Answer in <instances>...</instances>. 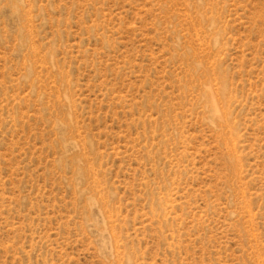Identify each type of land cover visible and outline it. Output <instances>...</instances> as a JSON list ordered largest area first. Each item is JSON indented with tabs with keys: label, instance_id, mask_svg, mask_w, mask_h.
<instances>
[{
	"label": "rangeland",
	"instance_id": "1",
	"mask_svg": "<svg viewBox=\"0 0 264 264\" xmlns=\"http://www.w3.org/2000/svg\"><path fill=\"white\" fill-rule=\"evenodd\" d=\"M0 264H264V0H0Z\"/></svg>",
	"mask_w": 264,
	"mask_h": 264
}]
</instances>
